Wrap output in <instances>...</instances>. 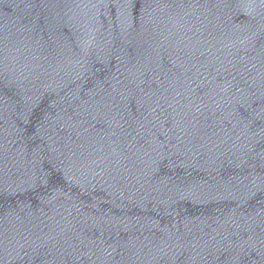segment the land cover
Returning a JSON list of instances; mask_svg holds the SVG:
<instances>
[{"label": "water", "instance_id": "obj_1", "mask_svg": "<svg viewBox=\"0 0 264 264\" xmlns=\"http://www.w3.org/2000/svg\"><path fill=\"white\" fill-rule=\"evenodd\" d=\"M0 264H264V0H0Z\"/></svg>", "mask_w": 264, "mask_h": 264}]
</instances>
